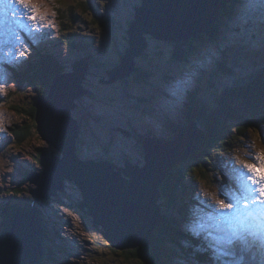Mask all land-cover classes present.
Segmentation results:
<instances>
[{
  "label": "rangeland",
  "instance_id": "obj_1",
  "mask_svg": "<svg viewBox=\"0 0 264 264\" xmlns=\"http://www.w3.org/2000/svg\"><path fill=\"white\" fill-rule=\"evenodd\" d=\"M140 1L104 0L109 7V14L111 15L113 12L118 15L117 18L120 16L119 24L116 25L118 30L103 25L108 28L106 31L104 28L96 27L88 19L89 16L92 19L94 16L89 8L82 4L83 0H56V4L61 9L59 14L64 15L63 18L67 22V26L70 27L69 31L63 33L59 29L60 20L63 18L56 17L55 8L57 7H53L51 0H43L42 11L46 10V14L52 21L51 28L56 41L55 46H34L31 48L23 33L18 31V36L22 38L24 46L16 48H19V53L25 50V45L28 49L23 56L17 55L20 57L18 61H24L23 67L29 62L35 61L39 64V72L50 71L54 65L41 64V58L37 56L40 51L48 53V56L56 59H52L55 65H62L66 70H71L72 63L79 56L83 57L80 50H83V53H86V50L89 51L91 55H94V59L101 64V66L93 67L97 68L98 72L92 71V66L88 68L89 72L82 81V84L88 88V93L82 95L78 100H74L76 107L71 110V115L78 120L80 136L76 147L77 154L82 160L108 159L114 161L118 166L125 167V161L129 159L133 164L142 165L144 153L139 134L150 131L157 138L170 139L173 133H170L169 129L164 128L162 123L153 117L150 119L153 123H149L146 112L141 110L140 105L137 104L139 100L135 97H151V102L142 107L147 109L149 114L155 113L164 118H170L179 128L186 124L182 113L183 110L189 109L186 102L189 101L190 94L196 92L202 101L213 105L215 97L221 93L225 86L252 68L264 66V54L261 51L264 50V0H239L240 4L233 7L230 17H226L224 20L226 23L224 35L230 39L221 36L216 42L206 41L200 51L199 61L194 59L192 64L189 61L173 63L168 65L171 71L165 69L167 76H161L162 67L156 65V61L167 62V57L171 58L172 56L171 46L179 39L173 38L169 43L151 40L145 54L141 57L137 56L135 59L147 68L146 71L150 74H147V79L153 82L147 80L137 82L134 75L124 80L105 82L109 79L106 70L119 64V56L127 45L120 30L122 29L121 25L124 24L123 27L127 28V22L133 18L134 7L139 5ZM70 13L75 17L74 21L73 17L72 19L66 18ZM81 16H84L86 24L82 22ZM12 21L14 22V20ZM77 22H79L78 25H76ZM133 31L136 32V29ZM81 34L87 35V37H82ZM125 37L127 38L126 33ZM45 39H49V37L46 36ZM134 45L136 48L132 50L133 56L137 54L138 48L137 42ZM251 47L255 49L254 55L250 53ZM160 50V54L157 55V51ZM240 54L247 58L238 59ZM4 58L5 55L2 53V59ZM113 58L115 64L112 61ZM128 58L130 57L127 55L126 60ZM241 62H245V64ZM222 64L231 68L233 75L225 74L222 71ZM82 68L85 69V65H82ZM203 75L206 76V79ZM11 76L8 71L4 75H0V88L4 90L0 95V123H2V127H0V207L8 204H23L30 200L35 201L27 190L29 183L24 179V172L30 167L41 171L40 165L34 157L37 151L49 149L61 157V153L51 147V144L48 145V142L41 139L42 137L37 133L22 145L14 143L9 128L15 124H21L25 118L15 111L13 112L11 106L19 105L27 108L36 101L37 95L31 88L18 87L15 78ZM181 82L182 87L177 90V85ZM126 91L132 92L137 100L136 103L126 98ZM141 124L145 127L142 128ZM186 136L185 134L184 137ZM200 143L201 141H199ZM239 145L241 146L239 151L223 150L220 154V161L219 158H214L217 155L216 152H209L210 159L208 158L207 162L216 163L214 165L216 167V165L224 166L230 160L237 168L240 167L242 161L249 160L250 155H254L258 150L264 148V130L254 126L253 131L248 130L241 136ZM202 161V156L191 154L187 159L179 162L175 169L173 168L174 170L187 171L182 179L185 185H188L187 197L194 193V200L197 202L183 197H181L183 200H180V196H178L177 203L190 201V205L187 207L196 206L194 207L198 210L196 214L199 209L204 207L201 201L207 199L203 195L204 189L207 188L209 192L215 191L211 190L202 180L194 179L200 175L197 164ZM207 162H205L207 170L204 171L207 175L213 176L214 172ZM249 162L254 161L249 160ZM192 164H196L193 168L195 172L189 168ZM173 169L169 172H173ZM226 170L229 171L228 168ZM177 178L173 179V183L167 184L170 189L175 187ZM199 181H202L204 185ZM224 183L229 186L232 184L228 176ZM63 184L62 189H57L60 191L56 196L36 201V207L44 218L43 224L46 228V231L44 230L45 241H43L48 246L47 257L42 259L41 264H142L141 260L136 257L127 258L126 254L120 256L111 252L114 249L111 248L108 241L105 243L102 238L101 227H94L90 217L77 208V204L82 199L79 188L71 181H65ZM30 185L35 187L33 183ZM198 193L202 199L197 198ZM173 209L171 210L172 217H175L173 222L176 226L178 224L179 227H182L181 222L177 223V213ZM3 213L4 209L0 213V222L3 219ZM186 226L183 225V227ZM171 248L172 244L166 246V249L173 253L168 258L167 264L196 263L181 252L175 251V248Z\"/></svg>",
  "mask_w": 264,
  "mask_h": 264
},
{
  "label": "trees",
  "instance_id": "obj_2",
  "mask_svg": "<svg viewBox=\"0 0 264 264\" xmlns=\"http://www.w3.org/2000/svg\"><path fill=\"white\" fill-rule=\"evenodd\" d=\"M82 4L89 8L91 14H93L94 17L91 20V23L95 24L96 27L104 28L107 31V29L111 26L113 30H118L116 25L119 24L120 16L119 18H117L118 15H115V13L113 12H111V15L109 14V7L107 5V2H104V0H83ZM222 4L223 6L219 11V15L214 21L215 24L213 23L210 28L204 30L202 33L188 40L176 41L175 43H173V45L171 44L172 56L171 58H166L167 62L165 61L163 63H160L159 61H156V65L162 67L161 76H167V72L165 69L170 70L168 68V65H172L173 63H182L189 61V63L192 64L194 63V59H197L199 61L201 53L200 51L203 49V45L206 41L216 42L221 36L226 39H230L224 35L226 27V23L224 22V20L226 19V17H230L231 9L239 5L240 2L239 0H222ZM55 10L58 14V19H60L59 16L63 18L64 15L59 14V12H61V9L57 7L55 8ZM72 17L73 15L72 13H70L66 18L72 19ZM74 18L75 17H73V21ZM81 20L86 24L84 16H81ZM78 23L79 22H77L76 25H78ZM128 23L129 22H127V24ZM59 24L61 32L65 33L70 30V27L67 26V22L64 20V18L60 20ZM103 25H108V28L103 27ZM123 25H121L122 29L120 30L123 33L124 39H126L127 41V38L125 37L126 29L125 27H123ZM123 29L125 30V32ZM81 35L82 37H87V35ZM146 37L150 39L149 36ZM254 50L255 49L253 48L250 53H256L254 52ZM261 51L262 54H264V50ZM85 52L86 53H83V50H80V54L82 56H85L89 60L93 61V63L95 62L94 64L101 66V64L98 63L97 60H93L94 55H91L87 50ZM160 52L161 50L157 51V55H159ZM40 57L41 60H43L41 61V64L55 66V64L52 62L53 60L49 59V56L42 55ZM160 57H162V55H160ZM244 57L247 58V56L240 54L237 58L243 60ZM248 58H250V56H248ZM112 61L114 63L115 59L113 58ZM135 62L136 68L133 75L135 76L136 81L145 82L147 80L149 82H153L147 79V74L150 75L146 71L147 68L144 67L143 64L139 62V60ZM152 63L155 64V62ZM241 63L245 64V62ZM221 67L222 71L225 74L233 75L231 72V68L223 64L221 65ZM91 68L92 71L98 70L97 68ZM62 70H64L63 66L56 64V66L51 68L48 72H39V64L35 61H32L26 67L21 68L20 70H16L18 73L15 75V79H17L15 80V83L18 87L25 86L27 88L33 89L37 97H41L47 94L52 76L61 72ZM203 76L206 79V76ZM125 96L126 98H129L130 101L134 103L137 102L132 92L126 91ZM188 97L189 109L184 111V115L186 117L185 119L187 121L196 120L200 128L205 133V137L199 144L197 151L195 150V152H192L193 155H199L203 158V161L197 164V168H199L198 172L200 175L198 177H194V179L196 180L198 178L200 180H203L210 188H214L217 185V180L219 179L221 181L225 176L223 170L220 169L221 167L217 165L216 167H214L216 163L207 162V159L209 158V152H216L217 155L214 158L217 159L219 157L221 158L220 154L223 150L239 151V149H241L239 141L241 139V136H243L246 131H253L254 126L256 128L261 127L262 130H264V66L260 68H252L249 72L239 76L237 80L235 79L231 82V84L225 86L221 90V93L215 97L213 105L207 104L205 101H202L201 97H199L196 92L190 94ZM138 100L139 102L137 104L144 107L146 103L150 102L151 97L144 98L142 96H139ZM34 104L35 102L27 108L25 106L19 105L11 106L13 112L15 111V113L25 118V122L23 121L21 124H15L13 127L9 128L10 134L14 139V143L17 145H22L31 136H35L37 133V131L35 130L34 122ZM191 106H193V108H190ZM143 111H146V109L144 108ZM90 115L91 114L89 113V116ZM154 115L156 119L163 123L164 128L169 129V131L172 132L173 135L174 132L176 133V130L172 128L170 120L164 119L163 116H159L156 114ZM34 157L36 162L39 163L40 150L37 151ZM205 162L210 164L214 172L213 176L207 175L205 173L206 171L204 170H207ZM195 165L196 164H192L189 168L192 170ZM174 169L173 172H168V174L158 187L161 194L158 202L161 216L158 224L155 226L151 234V237L145 240L142 247L133 250H124L123 252L119 253H117L115 250L110 249L112 253H114L115 255L119 254L120 256L121 254H126L125 256L127 258L136 257L141 260L140 262L142 264H167L168 258H170L171 254L173 253L171 252V250L166 249V246L172 244L171 249L175 248V251L181 252L185 256H188L190 258L194 257L191 260L195 261L196 263L202 262L199 261V258L197 259L198 255L204 256L199 244L186 242L187 240L183 238L182 232L178 230V227L173 222V219L175 217H172L171 210L175 207L178 209V212L181 213L182 217H185L183 211L185 203H177L178 196H180V200H183L181 197L186 198L187 200H191L189 197H187L189 193V190H187L188 185H185L182 180L187 171H183L182 169ZM176 177L178 178L176 179L177 182L174 184L175 187H173V189H170L167 184L173 183V179ZM13 191H15V189H13ZM10 206L11 204L0 207L2 211L4 209L2 217L6 216V213L8 212ZM42 227L46 231L44 224L42 225ZM44 237L45 236L43 234L41 239L45 241Z\"/></svg>",
  "mask_w": 264,
  "mask_h": 264
},
{
  "label": "bare ground",
  "instance_id": "obj_3",
  "mask_svg": "<svg viewBox=\"0 0 264 264\" xmlns=\"http://www.w3.org/2000/svg\"><path fill=\"white\" fill-rule=\"evenodd\" d=\"M171 1L172 0H157L158 3H163L165 6H168ZM140 2L141 3L139 5L134 7L133 18L128 21L129 23H128L127 28H126L127 45L123 49V52L120 54V58H119V62H118L119 64H117V65L113 66L112 68L106 70V75H107V77L109 79L107 81H105V82H112L111 81V79H112L111 73L112 72H116V71H122L121 74H124L126 76H124L122 78H116L115 80H124L127 77L132 76L134 71H135V68H136V62L135 61H138L137 59H135V57H137V56L141 57L143 54H145V52H146L151 40L169 42V41H164L163 39H160V38H156L151 33L145 32V30L147 28H150L152 33H161V32L166 31L169 26L175 27L177 25L179 26V25L182 24L183 28L177 30V36L179 37L178 38L179 40H177V41L188 40V39H190V38L202 33L204 30L210 28L213 25V23L216 20V18L218 17L219 11H220L221 7L223 6L222 0H216L217 9H216V12H215V16H214V18L211 19L210 26L206 27L207 23L209 22L208 18L211 16V10H213V8L211 6H207L205 8V11L204 10L202 11V6L205 4V0H176V6L178 8H181V9L183 7V10L176 11L172 15H171L169 9H167L165 7L160 6V7H158V9L156 7H154L153 8V14H152L153 23H151V24H145L144 21L140 20L141 14H142L143 10L146 7L145 5H143V0H141ZM172 6H173V4H172ZM40 7L42 9L43 5L40 4ZM55 13H56V17L58 18V14H57L56 10H55ZM160 15H165L168 19L175 18L177 23L168 26V25H166V21H165V22L161 23V24H164V27H162L161 24L159 25L160 18H161ZM56 17H54V18H56ZM14 19H15L16 22L12 21ZM49 20H50V17L46 14V19L44 21L40 22L41 24L44 25V27L40 28L41 31L35 32V31L31 30V22L24 21V23L27 25V27H21L19 22H18L19 21V14H17V16L15 18H13L11 13L8 14V20L6 22L0 24V58H2V53H3V55H5L4 59H0V75L1 74L4 75L8 71L9 73H11V75H12L11 77L15 78L16 77L15 75L18 73L16 70L19 69V68H24L23 64H22L24 61H18L20 59V57L17 56L19 54V48H16L17 46L18 47L24 46V43H22V38L19 41H16L15 38L11 35L12 31H14L16 33V35H18V31L22 32L23 35L25 36V40L27 42H29V45H30L31 48H33L34 46H37V47L38 46H45L46 47L48 45L55 46L56 41H55V37L53 36V33H52V28H51V26L48 25V21ZM135 28L138 29L139 31H141V39H144L145 44H144V47L142 48V43L140 41H137V44H138V48L136 50L137 54H135L133 56L132 48L130 46H131V43L135 44V42L132 41V33H130L129 30H132V32H133V30ZM59 29H60V24H59ZM59 29H57L58 32H59ZM191 35H193V36H191ZM46 36H48L49 39H45ZM146 36H149L150 39H148ZM6 39L8 40V43H3V41L6 40ZM139 47H140V49H139ZM23 52H26V51L23 50ZM42 55H47L48 56L49 54L48 53H43L42 51H40V53L37 54V56H42ZM127 55L130 58H128L126 60ZM28 56H30V55H28ZM49 59L56 60V59L52 58V56H49ZM93 60H95L94 57H93ZM41 61H43V60H41ZM41 61H40V63H41ZM124 61L126 63L123 65ZM31 62H29V63H31ZM29 63H27V65ZM94 63H93V61L89 60L85 56H83V57L79 56L78 59L74 60V62L72 63L71 70H66V68L63 66L64 70H62L61 72H59V73L55 74L54 76H52L50 85L52 84L53 88L55 90H61L64 87L65 81L69 80L73 85L76 86V83L79 84L80 74L75 73L73 75V77L70 78V79L69 78L63 79V78L57 77V75L69 74V73H73L74 70H76V69H81V70L84 71V77H83V79H84L85 76L89 72L88 68L90 66H92V67L97 66ZM82 65H85V69L82 68ZM55 66H53V67H55ZM83 79H82V81H83ZM5 80L8 81L7 78H5ZM15 80H17V79H15ZM115 80H113V81H115ZM82 81H81V86L85 90V92L82 93V91L80 90L79 91V95L75 96L74 100H78V98H80L82 95L88 93V88L82 84ZM70 87H73V86H70ZM70 91H72V89ZM48 93H49V90H48L47 94ZM46 95H44V96H46ZM71 95H72V93H71ZM44 96H41V97H44ZM41 97H37V99L35 101V104H34V107H35L34 122H35V114L37 112L36 110L38 108V106L36 104L40 102L39 98H41ZM135 98L139 99V97H135ZM74 100H73V104H75ZM150 102H151V100H150ZM58 103H60V102L58 101ZM188 103H189V101L186 102V105H188ZM75 107L76 106H73V108H75ZM140 108L143 111L144 108L142 106H140ZM71 110H70V115H71ZM184 111L185 110H183L182 115H183V118L185 119L186 117L184 115ZM143 112H146L147 119H149V123H153L152 120H150V119H151V117L156 119V117L154 115L155 113L149 114L148 113L149 111L147 109H146V111H143ZM72 117L77 122V137H76L75 143H74L75 153H76L77 159L79 161H81V163H78L75 160V158L73 157V155H71L68 151H66L67 149L59 150L54 145H52V144L50 145L49 142L47 143L48 145H50L51 147H53L54 149L58 150L61 153V157H62L61 159H63V163H64V171H58L59 172V176H63L64 178H67L70 175H71V177L77 176L78 174L79 175H83L84 174L83 173L84 170H89V169L90 170H100V171L103 172V174H99V173L93 172V173H90L89 175H87V177L92 178V179L99 178L98 180H96L97 182L110 181V180H102L101 178H109L110 175L114 174L113 170H114V172H117L118 168L125 169L127 164H130L131 166H135V167H138V168H143L146 165V163H147L146 162V150H145V145H144V141H143L144 137L150 138L151 140H153L155 142H158V143H167L169 141L175 140L176 137L182 138L183 133L180 132V130H181V128H183L184 126H186L188 124H193V125L197 126L198 129H200V126H199V124H198V122L196 120L187 121L185 119V121H186L185 123L186 124L182 125V126H180L178 128L177 124L174 121H172L170 118H164V119H168V120L171 121V125L176 130V133L174 132V135H172L170 137V139H166V138H162V137L157 138L152 133H150V131L143 130V131H145V134H139V139H140L141 145L143 147V153H144L143 154V161H144V163L142 165L133 164L129 159H126L125 164H124L125 167H124V166H118V165H116L114 163V161H111V160H108V159H100L99 160L97 158H90L88 160H82L79 157V155L77 154V147H76L77 140L79 139V136H80L79 135V130H78V120L74 116H72ZM8 118H9V116H8ZM61 120H60V122L63 125V130L65 128V134H67L68 131L70 130L69 121H68L66 116H63ZM157 121L161 122L158 119H157ZM141 125H143V124H141ZM162 126H163V123H162ZM35 127H36V124H35ZM141 127L144 128L145 126L143 125ZM146 127H147V124H146ZM200 130H202V129H200ZM36 131H37V129H36ZM69 134H70V132H69ZM38 135H39V133H38ZM200 136H201V138L203 140L204 137H205L204 131H203V134H200ZM41 139H43V138H41ZM69 139H70L69 135L60 136V138L57 140V142L69 141ZM202 140H201V142H202ZM42 150L49 151V149H40V157H41V151ZM62 150L66 151V155L64 154V152ZM160 151H162V150L159 149V148H155V147L149 148L148 155H149L150 162L143 169L130 170V173L127 174L130 177H128L123 172H121V176L122 177H124L126 179L129 178L127 181H128L129 186L132 189L131 194H130V190H128L124 186H123L124 188H120V189L128 197L129 202L130 201L133 202L132 203L133 213H132L131 216H127V218L124 215H123L124 217L116 215V218L122 220L127 225L137 224L138 221L142 222L143 221L142 219L145 218V216H146L144 214H141L140 204L139 203L135 204L134 200L132 198L136 194H139V192H142L144 190L142 187H139V186L144 184L145 190H148V193L145 195V197L147 198V201H149L154 196V194H153V192H151V189L149 188L148 184H151V183L153 184V182L155 183V182L159 181L160 179H162L164 174H165V172L170 168V166L168 164H165V163L155 165L157 156H159L160 158L163 159L164 153H160ZM172 151H173V149H172ZM50 152H52V151H50ZM54 155H56V154H54ZM176 155H177V153L175 154V156ZM57 157H59V156H57ZM219 160H221L220 157H219ZM103 161L112 163L114 165V169L109 167V166H107V165H104V164L103 165H98V166H94V165L88 164V162H92V163L97 164V163H100V162H103ZM178 163H176V164H178ZM39 165H40V168H41L40 170L41 171H36L32 167H30V168H27L26 171L24 172V179L29 183V186H28L27 190H28V192L30 193V195L32 196V198L35 201L30 200L27 203L18 204V205H12L11 204L8 212L6 213V216L3 217V219L0 222V230L2 229L3 225H6V228L8 230L10 229L9 228V226H10V227H16V229H19L20 233L23 232V238L25 239L24 240L25 243H23V245L26 247V249H27V251L29 253L28 255L30 256V258H32V257L35 258L37 255H39L41 250L43 252V258H45V256H47V249H48L47 244L43 241V239H41V237L44 234V229L42 227L44 218L39 214L38 209L36 207L37 206L36 205V201L37 200L46 199V198H44V197L43 198H35L31 194L30 189H33L32 192H33V194L36 195V190L39 188V185L36 182H32L35 187L31 186L30 184H32V183H30L27 180V178H26V175L30 171H35V172H38L40 174V172L43 171L42 162L39 161ZM57 166H58V162L50 160V165H49L50 170L47 171V173H46L47 177H50V180H49L48 186H47L48 188L57 186V182H58V174L56 175ZM219 167H221L220 169H222L223 172H224V176L225 177L221 180V181L224 182V181L227 180V176L228 175H226V173L228 171L226 170L225 165L224 166H219ZM173 168H171V169H173ZM155 171H157L158 174ZM168 172H167V174H168ZM65 173H68V174H65ZM115 178L120 179L116 175L112 179H115ZM65 181H70V180L65 179L64 183H65ZM202 181H199V182H201V183L204 182L205 184H207L205 181H203V182ZM219 181L220 180L218 179L217 180V185L214 188H210L208 185L207 186L211 190H217L218 187H219V183H218ZM71 182H73L79 188V185L77 184V182L74 179H72ZM204 183H203V185H204ZM159 184L157 185V187H159ZM79 190H80V188H79ZM157 190H158V193H159V196H158V199H159L161 194H160L159 189H157ZM58 191H60V190H57V192ZM57 192L54 193V194H51L48 197V199L50 197H52V196H56ZM80 192H81V190H80ZM81 195H82V192H81ZM194 197H195L194 193H193L192 196H189L191 201L194 200ZM82 199H83V197H82ZM82 199H81V201H82ZM158 199L156 201V204H157L156 208H157V211L160 213V207H159V203H158L159 200ZM199 199H202L201 196H200ZM122 200H127V198L124 197V198H122ZM80 202L77 204V208L80 211H82L84 214H86V215H88L90 217L91 223H92V225L94 227H99V228L101 227V233L100 234H101L102 238L107 242V240L102 235L103 225L99 224V223L96 224L95 223V216H94V214H95L94 210H98V209L99 210H103L104 209V207H105L104 202L103 203H94V205H93L94 209H92V212L94 214L91 212V210L87 206H81ZM194 202H196V201L194 200ZM179 203L182 204V203H185V201L179 202ZM189 205H190V201H188V203H185V205L183 207V211H184L185 217H182L181 213L178 212V209L176 207L173 209V210H176V213H177V217H176L177 223L178 222L182 223V227H179L178 224H177L178 230L182 232L183 238L185 240H187L186 242H188V243H191V242L192 243H197L201 247V250H202V253L204 254V256H199L198 255L197 259L199 258V261H202L199 264H214L211 252L209 250H207L202 236L201 237H196L189 231V225L194 223L195 220L197 219V214L196 213L198 211L197 208L194 209V207H196V206L187 207ZM18 207H23L27 211H31L32 209H35L37 211L38 215H39L41 227L39 225V219L38 218L24 216V215H22L20 213L11 214V215H9L7 217L8 213H9V211L11 209L18 208ZM0 213H2V209H0ZM160 216H161V214H160ZM2 222H3V225H2ZM118 224H119V222L116 223V225H118ZM183 225H187V226L183 227ZM110 226L113 227L114 229L116 228V227H114L111 224V222H110ZM119 226H123V224L121 223V225H119ZM41 229H42L43 233L41 235H39L38 238L44 244L45 252H44L43 248H40L39 245L33 239V236H35V234H37ZM146 239H148V238H146ZM145 240L143 241V244H144ZM121 241L125 242V239H122ZM124 244L127 245V243H124ZM142 246H140V247H142ZM111 248L116 250V251L130 250V249H125V248L118 249V248H114L112 246H111ZM131 250H133V249H131ZM38 257H39L40 260L42 259L40 256H38ZM186 257L188 259H190V260L192 258H194V257L190 258L188 256H186ZM193 262L195 263V261H193ZM38 263L41 264V262H38ZM35 264H37V263H35Z\"/></svg>",
  "mask_w": 264,
  "mask_h": 264
},
{
  "label": "water",
  "instance_id": "obj_4",
  "mask_svg": "<svg viewBox=\"0 0 264 264\" xmlns=\"http://www.w3.org/2000/svg\"><path fill=\"white\" fill-rule=\"evenodd\" d=\"M143 5H145L146 7L141 14L140 20L144 21L145 24L153 23L152 14L154 7H156L157 9L160 6L165 7L169 9L171 15L176 11L183 10V7L181 9L176 6V0H172L168 6H165L163 3H158L157 0H143ZM207 6H211L213 10H211V16L208 18L209 22L207 23L206 27L210 26V21L215 16V12L217 9L216 0H205V4L202 6V11H205V8ZM160 16L161 18L159 25L165 21L166 25L168 26L177 23L175 18L168 19L165 15ZM161 26L164 27V24H161ZM181 28H183L182 24L179 26L177 25L175 27L169 26L166 31L161 33H152L150 28H147L145 32L151 33L156 38L163 39L164 41H170L173 38H179L177 36V30ZM129 32L132 33V41H140L142 43L143 48L145 42L144 39H141L140 37L141 31L136 29V32H132V30H129ZM130 47L132 48V50L136 48V46L132 43ZM125 63L126 62L124 61L123 65ZM75 73L80 74L79 84L76 83L75 86L69 80H66L64 87L61 90H55L53 88V85L51 84L49 88V93L46 96L39 98L40 102L36 104L38 108L35 114V124L37 132L44 140L54 145L59 150L67 149L66 151L73 155V157L78 163H81V161L77 159L74 146L75 139L77 137V122L70 115V110L74 106L73 100L75 99V96L79 95V91L81 90L82 93L85 92V90L81 86V81L84 77V71L81 69H76L73 73L61 74L57 75V77L63 79H70ZM121 73L122 71L112 72L111 81L115 80L116 78H122L126 76ZM71 89L72 91H70ZM58 101L60 103H58ZM63 116H66L69 121L71 131L69 130L67 134H65V128L63 130V125L60 122ZM180 132L183 133L182 138L176 137L175 140L169 141L167 143H158L151 140L150 138H143L146 150V165L150 162L148 150L149 148L155 147L162 150L160 151V153H164L163 159L159 156L156 157L155 165L165 163L168 164L170 168L165 172L162 179L155 183L153 182V184H148L149 188L151 189V192H153L154 194V196L149 201H147V198L145 197V195L148 193V190H145L144 184L139 186L142 187L144 190L132 197L135 204H140L141 214L146 215L145 218L142 219V222L138 221L137 224L127 225L122 220L116 218V215H124L127 218V216H131L133 213V202H129L128 197L120 189L126 187L128 190H130L131 194L132 189L127 181L129 178L126 179L122 177L121 172L127 175L128 173H130V170H140L143 169L146 165L143 168H138L127 164L125 169L118 168L117 172H114L113 170L114 174L110 175L109 178H101L102 180L110 181L97 182L96 180H98L99 178L92 179L87 177V175L93 172L103 174V172L100 170L90 169L84 170L83 175L78 174L77 176L73 177H71L70 175L67 178H64L63 176H59L58 172L64 171V163L63 159H61L62 157H57L50 151L42 150L40 162H42L43 164V171L40 172V174L35 171H30L26 175V178L30 183L36 182L39 185V188L36 190V195L33 194V189H30V192L35 198H48L51 194L56 193L57 189H62V186L64 185V179H68L70 181L74 179L79 185V188L83 195V199L80 202L81 206H87L92 212V209H94V203L104 202L105 207L103 210H94L95 214L93 212L92 213L95 216V223L103 225L102 235L109 242V244L112 247L118 249H136L143 245V241L146 238H149L151 236L154 227L158 224L160 220V213L157 211L156 208V201L159 196L157 185L165 178L167 172L171 168H173L176 163L184 161L194 150H197L199 147V141L202 140L200 134H203V131L198 129L197 126L193 124H188L184 126L183 128H181ZM185 134L187 135L186 137H184ZM65 135H69V141L57 142L60 136ZM66 151H63L65 155ZM176 153L177 155L175 156ZM50 160L58 162V166L56 168V175L58 174V182L57 186L48 188L47 186L50 177H47L46 173L50 170ZM88 164L94 166L104 164L114 169V165L106 161L97 164L88 162ZM155 172L158 174L157 171ZM115 175L120 179H112ZM127 176L130 177L129 175ZM124 197H126L127 200H122V198ZM16 213H20L28 217L38 218L40 225V218L35 209L27 211L23 207L13 208L9 211L7 217L11 214ZM110 222L114 227H116L115 229L110 226ZM118 222L119 224L116 225V223ZM121 223L123 224V226H119L121 225ZM9 228L10 229L8 230L6 228V225H3L2 229L0 230V264H35L38 262H42V250L40 251L39 255H37L35 258H30L26 247L23 245V243H25V239L23 238V232L20 233V230L16 229V227L9 226ZM42 233L43 231L41 229L37 234H35V236H33V239L39 245L40 248H43L45 252V246L38 238V236ZM122 239H125V242L121 241ZM124 243H127V245H125ZM38 256H40L42 259L40 260Z\"/></svg>",
  "mask_w": 264,
  "mask_h": 264
},
{
  "label": "snow or ice",
  "instance_id": "obj_5",
  "mask_svg": "<svg viewBox=\"0 0 264 264\" xmlns=\"http://www.w3.org/2000/svg\"><path fill=\"white\" fill-rule=\"evenodd\" d=\"M41 3L43 0H0V24L8 20L9 13L13 18L19 14L21 27H27L24 21H28L31 30L38 32L44 27L40 22L46 19ZM51 3L58 7L56 0ZM48 25L51 26L52 21L49 20ZM11 35L16 41L21 39L14 31ZM24 54L19 53L20 56ZM180 87L182 82L178 83L177 90ZM3 91L0 88V95ZM249 160L242 161L238 168L230 160L227 162L226 175L232 181L231 186L219 181L217 190L209 192L205 188L203 195L207 199L201 201L204 207L189 225L194 236H202L214 264H264V148L250 155ZM197 198H200L199 193Z\"/></svg>",
  "mask_w": 264,
  "mask_h": 264
},
{
  "label": "flooded vegetation",
  "instance_id": "obj_6",
  "mask_svg": "<svg viewBox=\"0 0 264 264\" xmlns=\"http://www.w3.org/2000/svg\"><path fill=\"white\" fill-rule=\"evenodd\" d=\"M172 128H173V126H172Z\"/></svg>",
  "mask_w": 264,
  "mask_h": 264
}]
</instances>
